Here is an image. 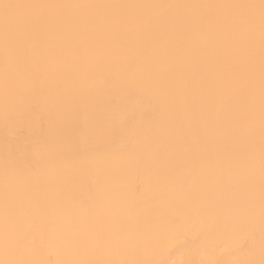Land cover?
Listing matches in <instances>:
<instances>
[{"label": "bare ground", "instance_id": "6f19581e", "mask_svg": "<svg viewBox=\"0 0 264 264\" xmlns=\"http://www.w3.org/2000/svg\"><path fill=\"white\" fill-rule=\"evenodd\" d=\"M0 264H264V0H0Z\"/></svg>", "mask_w": 264, "mask_h": 264}]
</instances>
